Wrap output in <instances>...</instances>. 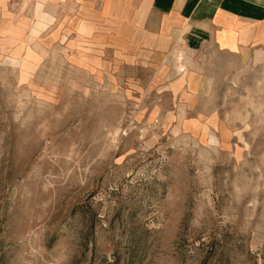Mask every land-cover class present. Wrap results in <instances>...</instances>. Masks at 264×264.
Here are the masks:
<instances>
[{
    "label": "rangeland",
    "instance_id": "rangeland-1",
    "mask_svg": "<svg viewBox=\"0 0 264 264\" xmlns=\"http://www.w3.org/2000/svg\"><path fill=\"white\" fill-rule=\"evenodd\" d=\"M148 16L0 0V264H264V50Z\"/></svg>",
    "mask_w": 264,
    "mask_h": 264
},
{
    "label": "crops",
    "instance_id": "crops-1",
    "mask_svg": "<svg viewBox=\"0 0 264 264\" xmlns=\"http://www.w3.org/2000/svg\"><path fill=\"white\" fill-rule=\"evenodd\" d=\"M40 3L44 0H34ZM61 1V0H59ZM87 3L91 0H71ZM140 1V0H134ZM151 30L183 35L187 42L210 39L224 50H264V0H142ZM38 10V8H37ZM47 17L41 15L37 21ZM142 17H146V14ZM141 17V18H142ZM36 30V26H34Z\"/></svg>",
    "mask_w": 264,
    "mask_h": 264
},
{
    "label": "bare ground",
    "instance_id": "bare-ground-1",
    "mask_svg": "<svg viewBox=\"0 0 264 264\" xmlns=\"http://www.w3.org/2000/svg\"><path fill=\"white\" fill-rule=\"evenodd\" d=\"M39 24V23H38Z\"/></svg>",
    "mask_w": 264,
    "mask_h": 264
}]
</instances>
